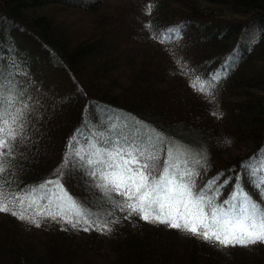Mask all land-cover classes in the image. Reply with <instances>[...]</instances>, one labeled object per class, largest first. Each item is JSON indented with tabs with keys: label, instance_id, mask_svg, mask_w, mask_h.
Wrapping results in <instances>:
<instances>
[{
	"label": "trees",
	"instance_id": "trees-1",
	"mask_svg": "<svg viewBox=\"0 0 264 264\" xmlns=\"http://www.w3.org/2000/svg\"><path fill=\"white\" fill-rule=\"evenodd\" d=\"M246 29L254 36L240 41ZM0 71L24 104L5 191L19 195L66 165L67 192L97 211L76 228L0 213V264H264V244L220 249L125 218L71 162L100 106L133 121L136 134L189 144L195 190L215 179L220 203L241 183L264 206L244 169L264 156V0H0ZM105 222L111 232L95 230Z\"/></svg>",
	"mask_w": 264,
	"mask_h": 264
},
{
	"label": "snow or ice",
	"instance_id": "snow-or-ice-1",
	"mask_svg": "<svg viewBox=\"0 0 264 264\" xmlns=\"http://www.w3.org/2000/svg\"><path fill=\"white\" fill-rule=\"evenodd\" d=\"M147 7L151 14L154 5ZM5 79L0 71V213L11 214L36 227H40L41 218L66 222L73 228L81 221L91 224L89 218L96 214L71 197L59 178L28 188L19 195L5 191L10 183L7 177L11 175L15 144L24 138L22 90L15 88V81L10 78L5 84ZM212 82H208L209 88ZM192 87L195 89L197 85L193 83ZM209 88L201 83L198 91L212 98ZM6 104L9 111L4 110ZM85 143V152H73V166L94 181L93 186L102 192L106 203L126 212L125 218L135 215L148 223L164 224L220 249L264 244V206L253 200L239 183L228 199L220 203H217L220 190L212 187L215 179L195 190L196 173L187 166L189 150L178 148L163 135L146 130L127 136L96 133ZM161 156L165 157L163 161ZM257 159L253 163L250 158L244 169L249 184L257 188L264 200V156ZM113 193L121 199L116 200ZM38 200L45 203L38 204ZM95 230L104 234L112 231L108 222Z\"/></svg>",
	"mask_w": 264,
	"mask_h": 264
},
{
	"label": "rangeland",
	"instance_id": "rangeland-1",
	"mask_svg": "<svg viewBox=\"0 0 264 264\" xmlns=\"http://www.w3.org/2000/svg\"><path fill=\"white\" fill-rule=\"evenodd\" d=\"M254 32H255V30H253V29H246V31L240 35L239 40L244 41V40L252 38V36H254ZM235 49H236V46L230 51L229 54L233 56V54L236 53L234 51ZM213 73L216 74L217 73L216 70ZM115 115H110L108 117L106 112H105V108H102L100 106L95 107V110L91 113L92 117L88 120V123L90 124L88 132L89 131L90 132L88 134L82 135L84 137V140L79 141L78 147L73 152H75V151H80L81 153L85 152L87 150L85 141L88 139H91V137L93 135H95L96 133H103L105 136H108V135L116 136L118 133L125 135V136L129 135V134L136 135L137 128H134V126L132 124L133 121L131 122L122 116L119 117V116H115ZM92 119H96L97 121H93ZM104 120L106 123L104 122ZM85 136H87V137H85ZM83 137L81 139H83ZM92 142L96 143L95 140H93ZM177 147L181 148V149L189 150L188 151V157H187L189 164L187 166L192 170V166H191V163H192V155L191 154L192 153L190 151L192 149H191L190 145L189 144H186V145L181 144V145H177ZM73 152H71L72 155H73ZM252 162L257 163L258 159H255ZM65 166L66 165L59 168V170L55 173L56 175L51 180H56L57 178H59V183L63 185L64 190L67 192V189H65L64 178H63V173H64L65 168H66ZM239 178H241V175H239ZM239 184H241V183H239ZM37 195H42V193H38ZM70 196L73 197L84 208L89 209L93 213L97 212L96 210H94V209L92 210V209L88 208L87 206H85L83 204V201H81L77 197L72 196V195H70ZM94 217H96V216H94ZM94 217H90L89 219L92 221V219H94Z\"/></svg>",
	"mask_w": 264,
	"mask_h": 264
}]
</instances>
